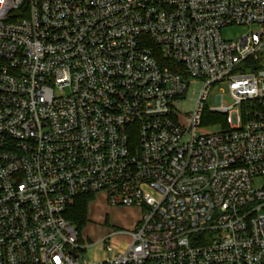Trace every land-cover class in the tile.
<instances>
[{
  "label": "built area",
  "instance_id": "1",
  "mask_svg": "<svg viewBox=\"0 0 264 264\" xmlns=\"http://www.w3.org/2000/svg\"><path fill=\"white\" fill-rule=\"evenodd\" d=\"M100 194L142 217L90 261ZM0 264H264V0H0Z\"/></svg>",
  "mask_w": 264,
  "mask_h": 264
},
{
  "label": "rangeland",
  "instance_id": "2",
  "mask_svg": "<svg viewBox=\"0 0 264 264\" xmlns=\"http://www.w3.org/2000/svg\"><path fill=\"white\" fill-rule=\"evenodd\" d=\"M248 28L245 27H230L222 31V35L227 40H234L243 34L247 33ZM201 91L200 85L191 86L187 94V104L183 109L187 111L192 108L194 100H197L199 92ZM194 92V94H192ZM214 91L206 105L214 107L215 94ZM190 99L192 102H190ZM191 105V106H190ZM207 131H221V127L210 128L205 125ZM93 202L88 205L87 225L81 232V243L85 246L82 252V257L90 261L103 259L102 242L104 239H110L111 246L115 249L130 242L129 232L135 230V223L141 220L142 213L140 209L126 208V207H112L104 202L102 195L95 197ZM67 215V214H66ZM71 221V219L69 218Z\"/></svg>",
  "mask_w": 264,
  "mask_h": 264
},
{
  "label": "trees",
  "instance_id": "3",
  "mask_svg": "<svg viewBox=\"0 0 264 264\" xmlns=\"http://www.w3.org/2000/svg\"><path fill=\"white\" fill-rule=\"evenodd\" d=\"M93 196H83L73 200L69 204L68 212L66 218L74 223L77 230L81 233L83 228L87 225V213L88 205L93 202ZM70 221V220H69Z\"/></svg>",
  "mask_w": 264,
  "mask_h": 264
},
{
  "label": "crops",
  "instance_id": "4",
  "mask_svg": "<svg viewBox=\"0 0 264 264\" xmlns=\"http://www.w3.org/2000/svg\"><path fill=\"white\" fill-rule=\"evenodd\" d=\"M100 195L103 196V198H104V202H105V204L107 205V200H106L105 195H104V194H100ZM100 195H99V196H100ZM133 209H136V210H137L138 208H133ZM139 222H140V220H138L137 223H135V227L137 226V224H138ZM126 244H127V243H126Z\"/></svg>",
  "mask_w": 264,
  "mask_h": 264
}]
</instances>
